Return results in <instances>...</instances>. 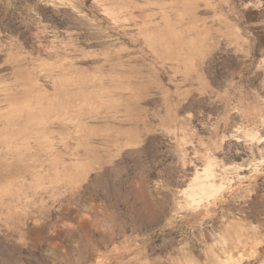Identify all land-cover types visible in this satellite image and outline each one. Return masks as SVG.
Listing matches in <instances>:
<instances>
[{"label":"rangeland","instance_id":"374dc122","mask_svg":"<svg viewBox=\"0 0 264 264\" xmlns=\"http://www.w3.org/2000/svg\"><path fill=\"white\" fill-rule=\"evenodd\" d=\"M0 264H264V0H0Z\"/></svg>","mask_w":264,"mask_h":264}]
</instances>
